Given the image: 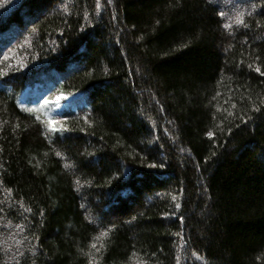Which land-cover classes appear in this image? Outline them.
<instances>
[{"label": "trees", "instance_id": "1", "mask_svg": "<svg viewBox=\"0 0 264 264\" xmlns=\"http://www.w3.org/2000/svg\"><path fill=\"white\" fill-rule=\"evenodd\" d=\"M247 1L0 0V264H264V0Z\"/></svg>", "mask_w": 264, "mask_h": 264}, {"label": "rangeland", "instance_id": "2", "mask_svg": "<svg viewBox=\"0 0 264 264\" xmlns=\"http://www.w3.org/2000/svg\"><path fill=\"white\" fill-rule=\"evenodd\" d=\"M216 4H219L225 8H227L230 13L236 15L240 13L243 7L246 5L247 0H212ZM57 96L66 97V99H61L60 101L56 100ZM84 98L81 97H69L65 95H55L52 100L49 101V104L53 106V109L56 111H60L63 108H72L73 111H77L80 114L85 112V102ZM71 105V106H70ZM61 119V118H60ZM8 234L5 236V240L2 245L5 248L6 252L13 257H17L21 253V247L16 241V236H19L17 230L8 226L5 230Z\"/></svg>", "mask_w": 264, "mask_h": 264}, {"label": "snow or ice", "instance_id": "3", "mask_svg": "<svg viewBox=\"0 0 264 264\" xmlns=\"http://www.w3.org/2000/svg\"><path fill=\"white\" fill-rule=\"evenodd\" d=\"M5 2H7V0H5ZM107 3L110 5V4L112 3V0H107ZM95 7H96V9H100V8L102 7V5H101V3H100V0H96V5H95ZM254 8H255V6H253V9H254ZM219 14H220L221 17L224 16V13H223V12H220ZM248 14L251 15V12H249ZM242 16H243L242 13L239 14V16L236 18V24H237V25H243V26L246 27L247 25L245 24L244 19L241 18ZM86 18H87V16H86ZM224 27H225L226 29H232V28H233V24H231V23H225V24H224ZM249 67H251V65H249ZM256 71H257L258 73H260L261 75H264V72H261V69H260L259 67L256 68ZM61 99H66V97H62V96H57V97H56V100H57V101H60ZM46 103H47V102H46ZM253 111H255V112H259V111H260V108L255 107V108H253ZM37 120H39V117H37ZM56 124H57V122H55V121H49V131H51V132L61 131V128L57 127ZM212 136H213V133H209V137L211 138ZM56 155H57V156H60L61 153H60V152H56ZM91 163H94V162H91ZM65 167H69V165H65ZM152 167H155V165H152ZM77 183H79V181H77ZM176 206L179 207L180 205H176ZM41 215H43V214H41ZM102 235L107 236V231H105ZM91 247H92L93 249H95V248L97 247L96 243H93V244L91 245Z\"/></svg>", "mask_w": 264, "mask_h": 264}]
</instances>
